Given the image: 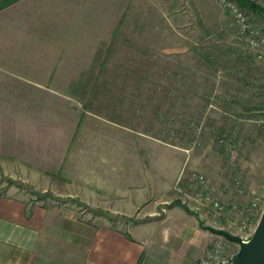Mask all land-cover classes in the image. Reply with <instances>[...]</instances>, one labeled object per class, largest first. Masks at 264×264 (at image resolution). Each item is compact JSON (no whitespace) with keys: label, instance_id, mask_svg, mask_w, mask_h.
<instances>
[{"label":"crops","instance_id":"1","mask_svg":"<svg viewBox=\"0 0 264 264\" xmlns=\"http://www.w3.org/2000/svg\"><path fill=\"white\" fill-rule=\"evenodd\" d=\"M2 1L0 131L14 133L18 148L7 156L18 158L21 172L56 177L67 163L79 162L68 151L81 132L86 203L125 216L81 217L9 191L0 196V264H195L212 232L177 205L161 215L147 204L137 219L134 213L153 197L154 177H140L138 156L123 152L139 146V100L156 99L128 90L165 82L156 81L165 67L151 57L160 50L156 29L146 32L143 45L134 35L139 21L148 20L140 9L169 0ZM160 51L171 54L170 46ZM140 54L151 64L139 62ZM77 100L86 103L85 115ZM93 102L102 107L88 108Z\"/></svg>","mask_w":264,"mask_h":264},{"label":"rangeland","instance_id":"2","mask_svg":"<svg viewBox=\"0 0 264 264\" xmlns=\"http://www.w3.org/2000/svg\"><path fill=\"white\" fill-rule=\"evenodd\" d=\"M174 1L169 0L162 7L142 5L145 7L140 12L147 13L148 20L143 17L134 34L139 45H143L150 39L146 32L154 27V46L160 50L170 46L171 51L170 56L160 50L151 55L156 65L165 67V73L155 77L164 83L128 90L134 89L139 94L149 92V96L156 98L139 100V146L123 149L126 156H138L140 177L148 174L155 183L153 197L134 216L142 219L148 205L161 215L162 208L177 205L207 224L205 210L198 208L194 200L180 195L177 189L178 183L184 186L193 172H200L218 188L221 200L245 205L252 198H260V206L252 217L255 231L264 210V59L255 58L248 50L231 15L218 0ZM254 1L264 6V0ZM160 10L170 20L163 19ZM249 16L264 29V21ZM138 61L151 64L150 58L141 59V54ZM73 103L79 113L84 112L86 103L81 100ZM87 107L96 110L102 106L93 102ZM80 133L77 132L74 147L68 151V158L75 157L79 162L67 163L66 169L56 177L40 174L35 178L28 168L19 170L17 157L7 156L12 149L18 150L13 148L14 133L0 131V196L18 189L32 202L58 207L77 216L123 219L124 213L104 211L86 203V163L83 164L86 147L79 146L86 144L79 142L86 137L82 138ZM94 136L97 138V134ZM20 146L25 145L20 143ZM73 173L80 178L71 179ZM154 217L147 215L144 219ZM214 238L211 233L210 241ZM225 241L229 253L237 252V243L226 238Z\"/></svg>","mask_w":264,"mask_h":264},{"label":"built area","instance_id":"3","mask_svg":"<svg viewBox=\"0 0 264 264\" xmlns=\"http://www.w3.org/2000/svg\"><path fill=\"white\" fill-rule=\"evenodd\" d=\"M220 6L227 11L235 23L238 36L242 38L248 50L257 59H264V29L254 22L234 0H218ZM179 194L192 199L198 208L205 210L207 224L219 229H227L248 241L252 229V217L259 208V197L252 198L245 205L221 200L217 189L209 183L207 177L200 172H193L183 186L178 183ZM231 212V215L227 213ZM204 216V217H205ZM215 238L202 248L195 264H232V255L227 251V244L222 235L213 233Z\"/></svg>","mask_w":264,"mask_h":264},{"label":"water","instance_id":"4","mask_svg":"<svg viewBox=\"0 0 264 264\" xmlns=\"http://www.w3.org/2000/svg\"><path fill=\"white\" fill-rule=\"evenodd\" d=\"M208 230L222 235L228 241L237 243L239 249L232 255V264H264V210L254 233L248 241L227 229H219L202 222Z\"/></svg>","mask_w":264,"mask_h":264},{"label":"trees","instance_id":"5","mask_svg":"<svg viewBox=\"0 0 264 264\" xmlns=\"http://www.w3.org/2000/svg\"><path fill=\"white\" fill-rule=\"evenodd\" d=\"M237 4L249 15L257 16L264 21V6L260 5L258 2L254 0H234ZM5 5V1H2L0 4V8Z\"/></svg>","mask_w":264,"mask_h":264}]
</instances>
